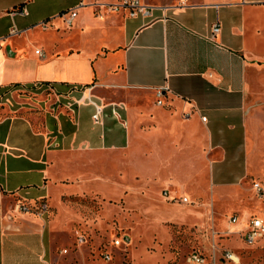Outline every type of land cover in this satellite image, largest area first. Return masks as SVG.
<instances>
[{"label": "crops", "instance_id": "1", "mask_svg": "<svg viewBox=\"0 0 264 264\" xmlns=\"http://www.w3.org/2000/svg\"><path fill=\"white\" fill-rule=\"evenodd\" d=\"M125 1L0 0V264H56L71 196L146 178L217 199L264 177V0H138L134 15ZM237 208L235 233L264 222V201Z\"/></svg>", "mask_w": 264, "mask_h": 264}, {"label": "rangeland", "instance_id": "2", "mask_svg": "<svg viewBox=\"0 0 264 264\" xmlns=\"http://www.w3.org/2000/svg\"><path fill=\"white\" fill-rule=\"evenodd\" d=\"M147 182L141 178L138 187L135 185L138 189L129 185L117 196L92 194L67 199L60 212L68 224L53 227L56 264H188L186 256L192 250L201 252L206 264L213 253L218 264H231L223 258L224 250L236 254L238 264H264L256 242L247 243L245 230L235 233L234 222L229 221L233 215L240 218L239 205L249 210V218L258 217L264 190L257 192L253 183L264 187V177L246 178L244 190H225L217 199H212L210 191L190 194L187 203L175 201L174 189L164 196V187L150 188ZM229 201L240 204L229 208ZM52 214L47 211L48 219ZM123 235L129 244L114 246L112 240ZM78 236L82 243L78 244ZM61 248L67 252L60 253ZM104 252L110 253L111 260L103 262Z\"/></svg>", "mask_w": 264, "mask_h": 264}, {"label": "built area", "instance_id": "3", "mask_svg": "<svg viewBox=\"0 0 264 264\" xmlns=\"http://www.w3.org/2000/svg\"><path fill=\"white\" fill-rule=\"evenodd\" d=\"M82 5L81 3L78 4ZM125 6H129L131 8L130 11V15H134L136 13H142V14H148L149 13V9L150 7L141 4L138 0H127L124 2ZM18 12L20 13H25V9H21ZM76 14V7H72L71 9L61 13V16L63 17V20L65 23L70 24L72 18L75 16ZM219 30V26L217 24H214L212 29H211V35H214L217 31ZM16 30L13 28L11 30V32H15ZM160 95V92H159ZM93 106H94V111L91 115L92 120L95 123H99L101 122V115H102V108L101 106H99L98 104H96L95 102L91 101ZM157 103H161V100H157ZM253 186L255 187L257 192L261 191V187L260 185H258L257 182L253 183ZM164 196H167V191L163 190L162 191ZM178 202H182V203H187L188 199L185 195H181L178 197V200H176ZM17 209L20 211H33L35 213L41 214L43 212H46L47 210V205L45 202H39L38 205L35 208H31L28 205H26L25 203H18L16 205ZM236 216H231L229 218L230 222H235L236 221ZM264 233V223L261 219L258 218H251L248 220L246 229L243 233L244 239L247 243H253L257 238L261 237ZM84 240L81 236L77 237V242L82 243ZM112 243L114 244V246H120V245H124L127 246L129 244V238L125 235H123L122 237L119 238H114L112 240ZM63 252H66V250H63ZM222 256L225 260H227L228 262H230L231 264H238V257L236 254H234L233 252H231L230 250H224L222 252ZM102 257L105 261H109L111 260V255L108 252H104L102 253ZM186 262L188 264H206L204 256L202 255L201 252L192 250L187 256H186ZM209 264H218L216 262V257L215 254L213 253L211 255V259H210V263Z\"/></svg>", "mask_w": 264, "mask_h": 264}]
</instances>
